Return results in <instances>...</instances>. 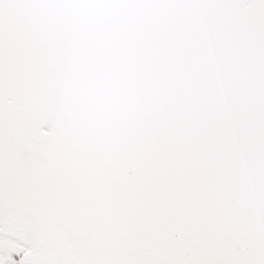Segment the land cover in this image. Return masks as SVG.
Instances as JSON below:
<instances>
[{"label":"snow or ice","instance_id":"1","mask_svg":"<svg viewBox=\"0 0 264 264\" xmlns=\"http://www.w3.org/2000/svg\"><path fill=\"white\" fill-rule=\"evenodd\" d=\"M0 264H264V0H0Z\"/></svg>","mask_w":264,"mask_h":264}]
</instances>
